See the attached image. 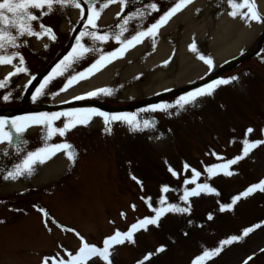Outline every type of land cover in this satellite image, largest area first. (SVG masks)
Wrapping results in <instances>:
<instances>
[{
  "label": "rangeland",
  "instance_id": "obj_1",
  "mask_svg": "<svg viewBox=\"0 0 264 264\" xmlns=\"http://www.w3.org/2000/svg\"><path fill=\"white\" fill-rule=\"evenodd\" d=\"M173 1L174 0H158L157 2H154V4L157 5L158 10L159 8L165 7ZM97 2L99 1L97 0ZM147 5L148 4L141 6L143 15L146 14V7H149ZM67 9L68 7L66 9L60 10V12H52L46 18L44 17L40 19L44 20L48 24H54L56 15L59 14L61 16V12H63L64 10L67 11ZM151 17L153 16L151 15ZM61 19L55 24L56 28ZM32 23H36V21ZM213 26H216V24ZM263 27L264 23L262 27H260V30ZM258 31L256 32L255 37L257 36ZM255 37H253L252 40L248 39L250 41L247 43V46L240 49L238 53L250 51L254 46ZM207 42V40H204V47L202 42V47L204 48V50L209 49ZM57 49L58 46L56 44L52 43L49 45V49L44 56V58L46 57L44 59L45 63H47L48 60L56 53ZM232 51L233 54L236 53L235 49ZM188 62L190 63V60H187V63ZM30 65L34 69V61L32 62V59H30ZM256 69L259 74L255 75V77L251 79V84H249L248 89L243 82L244 80H249L250 74H247L246 71L239 69L238 71L232 72L230 74V77L234 75L238 79L235 80V82L231 84L232 86L229 87L234 89L236 93H244L241 94L244 95V97H242L243 100L241 98L237 99V97L231 98V95H227L224 99V102H226L227 104L225 105L227 106L225 111L220 112L216 108V112L210 110L208 112V115L211 118L207 117L206 121L203 120L204 114L202 112V122L205 121L207 126H203L202 124L200 125L199 129H195L193 127L187 128V133H189L190 135L188 138L184 136V139H182L181 135L179 134L181 131L179 129V126H177V115L174 111L170 110V115L168 118L159 113V117L157 116L158 118L156 120L151 121V126L148 128H143L142 123L147 116H144V114L136 116L137 118H141V121H139V119H137V121L142 130H131V127L127 124V122L121 125L118 124L119 126L113 125L114 128H118L120 130V133L124 135L121 137L122 144L117 143L115 145L125 150V152L128 153L127 155H135V152L137 150L136 143H139L142 146H146L147 144L149 147L152 146V149L153 147H155L156 149H153L152 151H156L155 154H158L159 158L163 156L164 161L166 162V164H168L167 167L174 170V168H176V155L180 153L187 155H196L200 150L199 148L196 149V147H198L199 145L198 140H200L201 138L207 139V141L212 140L211 132H209L210 126L214 127V131L220 133L218 139L223 142V140L226 139V135H224L223 132L230 131V129H228V122H231L234 128L239 130L238 128L242 127L243 125L256 124L254 116H256L257 118H264V70L258 67H256ZM177 71L178 68L173 70L172 73L176 75L175 72ZM195 74L199 75L197 72L194 73V75ZM192 75L193 74H191L190 76ZM239 76H241V79L239 78ZM167 78L169 77H165V79ZM194 79H196V77ZM158 81L159 80H156L147 84L145 79L139 78L138 83L129 85L130 91H127L124 95L123 92L126 86H128L129 84L126 79H124L114 86H112L113 83H110L108 86L103 87L111 89V95L99 94L95 97H89V99H98L111 105H121L142 98L145 94L142 90V87L149 86L148 88H152L158 83ZM17 82L18 81L13 82L12 86H15ZM7 96L9 97V99L7 101L4 100V104L9 105V107L11 108L23 107L26 106V103H28L25 96H23L21 85H18L17 89L11 91ZM50 97L51 95L46 94L45 97L36 98V100H33V102L37 101L38 103H40L44 101V99L47 100ZM206 99L207 98H202V108L206 104H210L208 103V99ZM211 105L212 104H210V106ZM188 110L191 109L189 108ZM220 114H222L223 117H221ZM180 117H182V115H178V118ZM101 119L103 118H96V116H93L87 125H77L75 128L71 129V131H73V133L75 134H80L83 132L89 134L90 138L88 139L90 141L89 144H86V150H91V154L88 153L90 155L88 156V158L86 157L87 159H89V161H85L84 156L79 157L77 163L74 162L76 165H73L74 167H71V172L69 173L67 171L68 173L64 177L65 179H62L60 177L62 174L58 173L54 178L37 180L35 177V171H39L42 167H44L45 163H36L31 175L24 174L15 180L3 179V177L7 175V172L13 170L14 166L20 163L28 152L35 151L36 149L45 147L46 145L61 143L60 138L57 136V134L53 135L51 139L46 141L45 143H32V140H37L36 136L40 135V132L42 133L46 126L40 127V130L36 132L19 134L20 137H22V139L25 140V142H27L28 144H24V142L17 153H13L12 157L10 158L4 157V153L6 152L8 145L5 146V148H3V150L0 152V196L8 197L10 195H15L17 191H28L30 192V194H28L27 196L29 200L33 199L37 204L44 205L45 207L49 208L50 211L55 214V216L62 223L70 224L71 226H78L80 230L82 229L83 232L85 231L88 233V231H90L88 236L92 239L94 237H101L102 233H108L112 225L120 227V223H123L124 221L119 218L118 212L124 211L126 213V216L129 214L127 212L128 209L123 206L124 202H126L127 200V198H125V193L129 192L130 189L133 188V192L130 191V194H133V197L131 199L134 200V202L138 200H136V197H134V192L136 191L135 188L129 186V183L132 184V182L127 181L125 175L123 182H121L120 179L118 186L120 189L113 190L114 187H112V183L114 180L115 184H117V176H113V178H110V175H112L115 170L113 156L116 155V146L114 145L112 147L111 143H109L108 141H106L105 144L104 139H102L101 137V134H97L100 130L99 120ZM187 119H190V116H187ZM261 123L264 122H262L261 120ZM179 124L183 126V123L179 122ZM9 130H11L10 125L5 128V131ZM172 130L174 131L173 134L171 133ZM175 131L177 135H175ZM15 133V131H12V136ZM239 135H241V133ZM243 139V134L241 137H238V141ZM183 141L184 144L180 145V147L175 145V143L182 144ZM188 141L196 145V147H190V145L188 144V148L185 145V143H188ZM255 155L258 157V161L255 164V171L259 175L260 173H264V148L258 150ZM52 157H54V155ZM94 163H96V165H94ZM145 165L146 163H141L137 166V168H139V171L142 170L144 172ZM117 170H119L118 173L120 176L122 174V171L121 169ZM162 170L164 171V169ZM158 171H161L160 160L154 158L153 160H150L149 167L147 168V171L144 172V174L147 177H153V174L160 173ZM52 184L55 185L56 190L54 188V190L51 191L53 189L51 187L53 186ZM234 184L235 186H241V182ZM227 186V188L229 189L234 187V185L230 184ZM112 192L114 196L119 194L120 199H117L113 196V198H111L110 200L109 205H107L108 195ZM73 193H82V197L79 196L78 198H76L78 195H74ZM70 202L72 203V205H76V207L68 208L65 206V204ZM200 202L203 203V200ZM8 203L9 202H6L4 205H8ZM13 205L15 206L16 204ZM21 205L22 206L16 207H23L24 209H16L18 210V212L13 211L12 209H2L4 206H0V217H3V223L1 224L0 228V264H9L6 259L7 257H11L10 259L12 264H33L35 260H37V257L35 255H31L30 253L25 252L17 254L16 252V249L20 248L18 246H21V244L17 245L16 240L21 243L26 242L28 244L33 243L34 245H39V240L45 233V231L40 227L41 223L38 214L33 211L29 202H27V204L22 203ZM19 210L25 211V213L20 212ZM81 210L84 213L80 212ZM71 211L76 217H69L68 219L67 213ZM258 212V210H255L253 214ZM243 213L248 216L253 215L248 213L247 211H243ZM77 217H80L79 221ZM108 217L110 219V224L112 225L108 223ZM133 219V215H129L126 223H135L136 221L130 222L133 221ZM183 219V217H178L177 214L174 215L171 220L163 223V230L166 233H168V231L172 232L173 236H176L174 228L177 225H182ZM80 220H83V222L80 223ZM218 227L224 228L221 225H218ZM96 228L98 229L96 230ZM165 232L160 231L158 233H155V235L153 236L146 235L144 233L138 235L134 239V244L131 243L129 246H125V250L123 251V254L125 255L122 256V258H120L119 256V258L122 259L120 263L130 264L132 261H135L133 264H136L137 259L143 254V252L148 253V251H152L154 250V248L161 247L159 244H164L162 241H165ZM55 235L58 239H62V242L65 245H76V241L70 235L60 236L58 233H56ZM156 237L157 240L159 239L158 241L156 240ZM198 237H200V246L202 247L199 248V243L194 242L193 239L190 242H183L182 245L175 244L170 252L163 256H159V258L155 259L151 264H192L193 259L200 255L198 253L203 248H205L207 244H210V240L206 239L207 236L203 233H200ZM10 238H13V240H10ZM132 244L135 246H131ZM182 246H185L188 251H184ZM262 249H264V225L262 226V230L250 237L243 248H225L223 250V253H221L219 257H212L211 259L206 260L204 264H244V261L247 260L248 257H252L249 260L248 264H264V251H262ZM118 255H120V252ZM254 255H256L255 258H253ZM146 262L147 261L143 262L142 264H145Z\"/></svg>",
  "mask_w": 264,
  "mask_h": 264
},
{
  "label": "snow or ice",
  "instance_id": "obj_2",
  "mask_svg": "<svg viewBox=\"0 0 264 264\" xmlns=\"http://www.w3.org/2000/svg\"><path fill=\"white\" fill-rule=\"evenodd\" d=\"M114 2V0H107L106 3L100 4L99 9L96 8L95 0H0V51L7 52L8 48L17 49L20 45L17 43L19 38L25 36H35L39 39L41 36L46 35L49 40H55L56 36L53 33V30L50 27L43 25V23H39V30L34 29L33 23L34 21H39L40 17L44 15H48L53 11L57 10V6L59 9L63 10L67 7H74L80 10V15L83 18L85 15V10L82 7V4H86L87 7V19L84 20V29L79 32L75 37V43L72 46V50L64 56V58L56 64V66L52 69V71L44 77L43 81L40 83L39 87L36 88L35 92L32 95L33 100L43 94L44 89L48 86V84L54 80L56 77L62 76L65 71L69 69V67L79 58H82L89 51H94L95 49H90L86 47L84 43H82V39L84 37L91 38L92 41H101L104 42L108 39L107 34H99L97 31L88 29H96V20L100 16V12L103 8L107 7L108 4ZM191 0H176L174 6L170 8L167 12H165L156 23L152 24L147 28L146 31H139L135 35H133L130 39L121 40L120 36L122 32L125 30L121 25H117V27L121 28V33L116 35V40L121 43V47L115 49L112 52L107 53L106 55H100L94 63H92L85 71L78 72L75 75L70 76L67 79V82L60 89V91H65L72 84L78 82L79 80L86 79L88 76L94 74V72L99 71L102 67H104L107 63H110L113 59L119 58L123 55V53L129 48L138 44L142 41L144 37L147 36H155L159 27H161L164 23L167 22L168 19L171 18L176 12L180 11L184 6L190 3ZM121 5L123 6L125 0H120ZM231 11H229L228 15L231 17L239 16L241 19L248 21H256L260 23H264V17H262L256 10L253 0H227ZM150 7L153 10H157L156 4H151ZM247 9V11H242L243 9ZM33 10H38L34 12ZM137 12L140 15L139 10ZM128 23V19L124 20V24ZM47 47V45L45 46ZM189 50L192 52H197V48L195 42L190 44ZM19 57V64L23 65L24 60L22 56H20L19 52L13 51L11 54H0V65L3 64H11L13 59ZM198 59L202 60L208 67V70L211 71L213 69V61L210 57H205L203 55H198ZM167 63V61H165ZM25 68L17 67L15 72L9 73L5 80H7L12 75L24 72ZM238 78L236 76H232L229 79H219L213 80L208 84H205L202 88H197L193 92H189L186 96H181L177 101L176 105L179 108H183L185 105L191 103L197 97L202 96H210L213 94V91L219 85H225L230 83L231 81H235ZM31 81H29L30 83ZM0 87H4V81H0ZM99 94L103 95H111L112 90L108 88H99L94 91L88 92L85 96H75V100H82L87 97H95ZM5 101L9 99L7 95L3 97ZM173 107L171 104H153L150 105L147 109H142V111L156 112V111H166L167 109ZM93 116H99L103 118L105 124V130L108 131V125L113 121H124L131 127V130H142L137 121L136 114L134 113H118V114H109L106 112L99 111L95 108L88 109H70L66 112H42L36 113L27 117H17L13 118L9 121L7 118L0 117V142H5L11 144L13 142L12 131H15L17 135L24 131V129L32 124L38 125H46L47 126V136L51 138L53 135L58 134L59 136H65L66 132L75 128L77 125H87ZM61 117L65 118L62 127H54L53 122L59 120ZM143 128H148L151 126L149 120H143ZM11 126V130L5 131L7 126ZM253 132L252 128H248L245 132V137H247L248 133ZM264 132V129H262ZM243 147L241 155L236 156L233 159L228 160L226 163L212 165L207 167L206 171L209 177L215 176L218 172H222L225 176H231L234 173L229 171V167L231 165L237 164V162L247 156L254 148H256L260 144H264L262 140L249 141L247 138L241 141ZM72 145L69 143H59V144H51L46 145L45 147L38 148L35 151H30L23 158V160L14 166V169L7 172V175L3 177L5 180H15L18 177L28 174L31 175L33 171V166L36 163H45L46 160L50 159L56 152L64 150L68 160L72 161L74 159V153L71 151ZM214 154V153H213ZM186 169L188 165L184 166ZM169 171L172 172L173 176H176V172L169 168ZM200 176V173L193 170L192 172V181L185 180L184 183H195V179ZM133 180H136L137 183H141L135 176H132ZM260 190L264 192V179H261L258 183L250 185L245 191L242 193L233 196L231 198V204H220L219 211L224 212L226 209H231L234 204L237 203L242 197H247L253 192ZM162 192H168L169 188L167 186L161 189ZM206 194H215L217 196L220 193L214 188L209 186V184H198L196 188L191 190H185L183 195L180 196V200L184 201L185 204H189V197L199 196L201 193ZM147 203V201H145ZM161 207L152 208V211L155 213L154 216L145 217L141 220H138L136 223L130 225L126 232H120L117 230L113 235L104 238L102 241L103 246L98 247L96 245H92L87 243L81 238V246L72 254L70 252H66L67 259L60 257L59 254L53 257H45L42 261V264H87L93 257H98L100 260L104 262V264H111V260L109 259L111 253L110 249L115 245H120L125 243V241L134 243L133 234L140 230L147 228L148 225H156L158 226V221L162 216L166 213H188L191 210L190 204L188 207H180L176 204L167 203L165 197L160 198ZM166 205V206H165ZM149 207L151 205L149 204ZM134 208V206H133ZM40 211H44L41 209ZM45 217L48 215L47 212H44ZM123 215V214H122ZM208 220H212V214H209L207 217ZM260 225H255L250 228H245L243 230V235L247 236L248 233L253 231L254 227H259ZM68 230V229H66ZM74 231V230H73ZM186 234V233H185ZM79 235V234H77ZM241 236L233 235L230 238L221 240L219 242L220 247H216L212 250H205L201 255L195 257L192 261V264H204V262L208 259H211L213 256L219 254L222 251V247L225 245H230L233 242H237L241 239ZM164 249L157 248L156 252H161ZM264 251V249H262ZM152 253H149L144 256V260H149ZM251 257H248L247 260H250ZM247 260L244 261V264H247ZM138 264H142V262H138Z\"/></svg>",
  "mask_w": 264,
  "mask_h": 264
},
{
  "label": "bare ground",
  "instance_id": "obj_3",
  "mask_svg": "<svg viewBox=\"0 0 264 264\" xmlns=\"http://www.w3.org/2000/svg\"><path fill=\"white\" fill-rule=\"evenodd\" d=\"M259 1L261 3L262 8L264 9V0H259ZM222 22H223V24H225L224 31L221 34L217 35V37L215 38V42H214V47L217 50L215 56L217 58L219 57L220 59H224L225 57L228 56L230 51H232L234 48L235 49L238 48L237 44H239V43H238L237 38H239L243 35V32L241 31V29H239L238 27L235 26L236 25L235 22L229 21V20H224V19L222 20ZM196 31H198L199 34L201 33V31L199 29ZM202 31H203V28H202ZM232 36H236V37H232ZM186 39H187V37H186ZM166 45H168V43H166ZM164 47L165 46H162L159 49V53H161L162 55L167 54V51H168V48L167 47L164 48ZM162 55H155L152 58V62H156V61L160 60ZM185 57L188 58V56H185ZM178 59H179L178 57H174L172 59V62H171L172 64H175L177 62L178 67L180 65L179 73H178V76L176 77L177 82L178 81L180 82L181 80H183V78L185 76L194 74V73L199 72L201 70V65L198 64L197 62L193 61L192 59L190 60L191 63L188 62L186 66L182 62V60L179 59L180 60L179 61ZM183 61L187 62L186 59H183ZM138 68L139 67H137L136 64H132L130 67H128L125 70V71H127L126 74H129L131 76ZM170 71H171V69L168 70L167 72H170ZM102 77H106V75H103ZM154 79H155V74H152L149 77V80H154ZM168 82H170V81L164 80L162 83H160V84H163V86H161L159 84L158 85H159V87L161 86L162 88H166V87H169L171 85ZM96 85H98V83L96 81L92 80L86 86H96ZM84 88H85V86H84ZM145 90H147V89H145ZM155 90H157V88L154 89L153 91H155ZM68 96H69V93L68 94L65 93L64 95H59L56 97L55 102L56 101H62L64 99H66ZM62 167H63V162L59 161L55 165V168H53V169L56 170L57 168H62ZM50 172H52V171L45 172L41 176H45L46 174H48Z\"/></svg>",
  "mask_w": 264,
  "mask_h": 264
}]
</instances>
